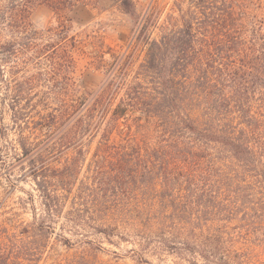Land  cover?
<instances>
[{
    "label": "trees",
    "instance_id": "16d2710c",
    "mask_svg": "<svg viewBox=\"0 0 264 264\" xmlns=\"http://www.w3.org/2000/svg\"><path fill=\"white\" fill-rule=\"evenodd\" d=\"M80 1L0 0L11 39L0 36V60L13 73L25 56L48 57L57 77L55 106L29 121L33 77L6 80L0 68L12 124L0 113V141L15 136L13 155L0 148V178L14 188L18 168L40 199L37 211L28 194L29 222L0 199V264H39L52 236L89 253L130 244L143 264H264V0H187L180 25L157 37L132 0H115L131 41L95 46L105 77L75 96L74 37L60 25L42 43L29 13L46 4L62 18ZM89 253L65 264H102Z\"/></svg>",
    "mask_w": 264,
    "mask_h": 264
},
{
    "label": "rangeland",
    "instance_id": "374dc122",
    "mask_svg": "<svg viewBox=\"0 0 264 264\" xmlns=\"http://www.w3.org/2000/svg\"><path fill=\"white\" fill-rule=\"evenodd\" d=\"M132 2L141 18H145V21L148 20L147 27L152 37H157L163 30L179 26L178 5L182 10L187 8V0H132ZM60 14L62 18H58L55 11L48 5L34 4L30 9L29 21L31 29L36 32L38 38H43L42 43L44 44L47 43L48 37H51L52 31L57 30L60 25L67 27L69 37H74L76 43L72 52L75 60V70L72 75L73 91L71 93L79 96L98 88L105 77V70L97 69L94 64H91L90 52L94 50L95 46L100 45L105 48L109 47L115 52L125 51L131 41L132 24L115 0H83L78 2L72 9ZM0 36L1 42L11 40L6 32L1 33ZM66 45L69 49L70 42L66 41ZM142 55L141 52L138 53L137 59H142ZM23 58L15 61L17 68L13 73L10 70L11 63L8 61L5 63L0 60V68L5 72L6 80L22 82L30 76L33 77L28 98L30 104L33 105L32 109L29 107L30 112L28 113L29 121H31L37 119L35 112L40 111L42 103L47 104L49 107L55 106L56 102L52 99V91L57 77L51 72V59L48 57L33 55ZM105 59H108V55H105ZM20 103L24 106L26 100L23 98ZM7 104L8 99L4 97L2 89L0 90V113L3 112V124L10 129L12 125L11 113L5 107ZM14 139L15 136L12 131H9L4 146L3 142L0 141V148L3 147L2 151L6 147L9 150L8 154L13 155L10 143H14ZM3 153L7 152L3 151ZM17 169L15 168L14 175H12L15 179L14 188H10L7 182L3 181L4 178H0V199L5 200L6 207H4V210L8 212L6 216L15 213L17 215L16 221L29 222L31 220L32 205L38 211L40 199L30 178L23 179V177H20V171ZM28 194L33 196L32 205L29 203L31 201L28 200ZM24 204H26L25 207H23ZM57 232L59 231L56 229ZM97 239L99 240L100 237H97ZM50 245L49 252L39 264H65L66 261L83 254V252H90L86 250L87 247L85 246L75 245L72 249H67L58 243L54 236L50 238ZM101 246L103 250H93L89 254H95L97 261L102 264H143L138 263L135 256H132V253L129 252L133 248L130 244L121 243L114 247L103 242ZM112 252H116L117 255H113ZM146 259L151 264H181L174 258L167 256L163 257V262L153 257H146Z\"/></svg>",
    "mask_w": 264,
    "mask_h": 264
}]
</instances>
